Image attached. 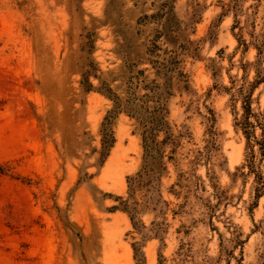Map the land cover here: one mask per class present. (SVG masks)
I'll return each mask as SVG.
<instances>
[{
	"label": "rangeland",
	"instance_id": "374dc122",
	"mask_svg": "<svg viewBox=\"0 0 264 264\" xmlns=\"http://www.w3.org/2000/svg\"><path fill=\"white\" fill-rule=\"evenodd\" d=\"M242 1L245 11L258 3ZM161 2L122 0L119 6L126 4L137 17ZM229 2H176L185 23L200 4L192 38L203 42L201 58L187 62L193 93L172 102V120L179 130L189 129L191 139L183 141L178 167H171L165 184L174 183L181 170L205 189L193 190L165 246L147 242L146 264H159L160 252L165 264H182L176 255L182 243L192 250L187 264H264V196L256 204L254 177L243 169L246 139L234 122V111L239 118L243 114L242 103L226 91L254 82V66L245 80L241 64L254 63L257 52L237 50L233 15L221 17ZM106 3L0 0V264H136L132 243L140 236L131 233L125 214L111 208L141 164V143L122 117L117 143L100 167L92 150L100 147L99 129L110 104L97 93L84 94L79 83L83 29L104 18ZM263 12L261 0L259 17ZM114 41L110 26L99 30L94 56L102 69L116 60ZM252 108L264 113V84L255 90ZM199 151L204 158L194 164ZM213 186L223 201L209 212L206 206L217 204Z\"/></svg>",
	"mask_w": 264,
	"mask_h": 264
},
{
	"label": "trees",
	"instance_id": "16d2710c",
	"mask_svg": "<svg viewBox=\"0 0 264 264\" xmlns=\"http://www.w3.org/2000/svg\"><path fill=\"white\" fill-rule=\"evenodd\" d=\"M254 1L258 3L245 11L242 0H230L223 4L221 17L233 15L231 30L238 42L237 50L242 49L243 55L251 48L257 52L254 63L241 64L244 79L247 68L254 66V82L249 87L243 84L233 94L232 88H226L232 101L242 103L243 114L239 118V113L234 111V122L246 139L247 157L243 169L248 168L247 176L254 177L257 204L264 196V113H256L252 104L255 90L264 84V12L259 17L261 0ZM121 2L107 0L104 18H94L91 27L83 29L78 73L84 94L97 93L110 104L99 129L100 147L92 150L93 155L98 154L97 164L104 166L110 157L117 143L116 126L122 117L129 120L133 134L140 140L141 164L137 171L127 176V191L125 195L115 197L117 205L111 210L128 217L131 233L140 236V241L132 243L136 264H146L143 248L147 242L160 240L165 246L172 221L190 205L193 190L203 187L193 180V175L181 170L174 183L168 188L165 184V180L170 178L171 167H178L183 141L191 139L189 129L182 126L179 130L172 120V102L178 96L193 93L187 62L190 58H201L203 41L192 38L194 24L201 21V6L196 4L189 22L185 23L176 11L177 0H162L157 7L153 3L154 9L140 12L137 17L131 16L135 12L126 8V4L121 8ZM138 6L137 1L135 8ZM242 16L245 17L244 24ZM105 26L111 27L115 37L112 53L116 60L112 66L102 69L94 54L99 30ZM211 36L215 34L211 33ZM258 130L260 136L257 135ZM203 158L204 153L199 151L192 163L196 164ZM213 187L217 204L206 206L209 212L223 201L216 186ZM170 196L176 200L183 199V202L175 204ZM182 228L177 232H183ZM189 232L184 231L186 235ZM188 246V243H182L176 252L182 264L190 263L188 259L192 250ZM165 262L160 252L159 264Z\"/></svg>",
	"mask_w": 264,
	"mask_h": 264
}]
</instances>
